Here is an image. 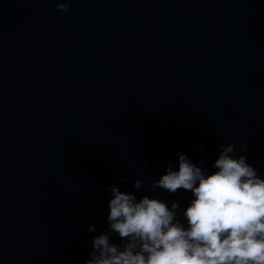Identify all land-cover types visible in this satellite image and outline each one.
<instances>
[{"label":"water","instance_id":"obj_1","mask_svg":"<svg viewBox=\"0 0 264 264\" xmlns=\"http://www.w3.org/2000/svg\"><path fill=\"white\" fill-rule=\"evenodd\" d=\"M56 2L0 0V264H83L109 185L183 207L132 187L180 152L264 173V0Z\"/></svg>","mask_w":264,"mask_h":264},{"label":"clouds","instance_id":"obj_2","mask_svg":"<svg viewBox=\"0 0 264 264\" xmlns=\"http://www.w3.org/2000/svg\"><path fill=\"white\" fill-rule=\"evenodd\" d=\"M70 6L74 0L55 4L62 12ZM218 147L209 167L180 152L175 169L168 162L158 178L132 181L137 190L149 183L173 194L190 191L183 207L106 186L107 228L92 236L83 264H264V173L247 162L243 143Z\"/></svg>","mask_w":264,"mask_h":264}]
</instances>
